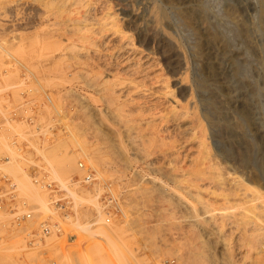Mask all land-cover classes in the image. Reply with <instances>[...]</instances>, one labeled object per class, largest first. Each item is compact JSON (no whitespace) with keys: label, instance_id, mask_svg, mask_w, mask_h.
Segmentation results:
<instances>
[{"label":"rangeland","instance_id":"374dc122","mask_svg":"<svg viewBox=\"0 0 264 264\" xmlns=\"http://www.w3.org/2000/svg\"><path fill=\"white\" fill-rule=\"evenodd\" d=\"M62 1L0 0V108L6 103L15 110L14 127L3 134L32 131L22 153L5 147L11 160L2 167L18 183L19 196L40 211L19 227L11 223L8 209L0 210V264H33L35 259L39 264H264V243L250 229L252 219L264 226V183L254 172L264 169V16L259 0H98V6L109 2L118 17L124 10L139 15L135 22L126 15L122 24L174 92L170 109L168 102L155 101L152 89L121 91L117 102L133 119L124 122L93 86L92 59L77 54L68 41L71 33L64 29L74 15ZM35 33L49 45L44 55L37 54ZM128 85L122 89L132 88ZM30 115L35 125L45 126L41 132L27 124ZM199 140L206 144L200 154ZM62 158L67 165L59 169ZM80 160L96 174L92 186L72 184L84 174ZM203 161H209V173L197 183ZM28 164L72 199L68 217L54 208L52 193L32 181L31 172L23 169ZM105 182L119 196L118 210L112 208L110 220L101 222L113 224L112 240L86 233L79 242L71 235L74 222H91L99 213L106 217L101 201ZM82 197L95 198L98 209L93 199ZM47 215L60 221L63 234L28 249L25 231L36 229Z\"/></svg>","mask_w":264,"mask_h":264},{"label":"bare ground","instance_id":"6f19581e","mask_svg":"<svg viewBox=\"0 0 264 264\" xmlns=\"http://www.w3.org/2000/svg\"><path fill=\"white\" fill-rule=\"evenodd\" d=\"M97 1L98 0H63L62 1V6L67 7L68 11L73 12L74 17L70 18V23H68L67 25H70V27H65V31H69V33H71V36H68V41L71 40L74 48V51L77 54L80 53H86V58H88L89 60L92 59L93 64H90L89 62L88 65L90 64V66H93V86H95V88L97 87L98 90L101 92L102 97H103V101L106 103L107 108H109L112 112H114L115 114L113 115H117L114 117L119 118L120 120H122L124 122V120H133L130 119L129 115L127 114V112H122L121 111V103L117 102L120 101L119 97V93L121 91H127V93L131 92L133 89L134 90H138L141 87L143 93L147 90H151L152 91V95L155 98V101H165L168 102V104L170 105V109L173 106L172 105V101L173 98H171L173 95V89H171V85H168L169 81L167 80V78L165 79L164 77H160L158 75V73L154 70L153 68V60H150V56L149 53H145L140 46H138L136 44V41L134 40V38H132V36L125 30L126 28L123 26L122 21L123 18L129 17L130 19H132L133 22H135L137 20V16H139L136 12L133 11H126V10H122L123 14L118 17L116 13H114V9L113 11L110 10L111 6H109V2H103L102 4L99 3V6L97 5ZM100 1V0H99ZM45 2V1H44ZM49 2V1H48ZM52 2V1H50ZM55 2V1H54ZM59 2V0H58ZM58 2L57 5H58ZM101 2V1H100ZM55 3V4H56ZM258 3V2H257ZM52 4V3H51ZM61 4V2H60ZM53 5V4H52ZM260 6V12L262 13L261 15L264 16V0H259V4ZM257 5V6H258ZM56 6V5H55ZM125 6V5H124ZM126 7V6H125ZM132 7V6H131ZM121 8V7H120ZM119 8V10H120ZM127 8V7H126ZM62 9V8H61ZM123 9V8H122ZM230 9V8H229ZM32 10V9H31ZM132 10V9H131ZM65 12V11H64ZM67 12V11H66ZM119 12V11H118ZM121 12V11H120ZM63 13V11H62ZM69 14V12H67ZM66 13V14H67ZM157 13V12H156ZM228 13V12H227ZM64 14V15H66ZM77 14V15H76ZM71 16V14H69ZM120 15V14H119ZM154 16V15H153ZM158 16V15H157ZM139 18V17H138ZM63 19V18H62ZM67 19V18H66ZM68 20V19H67ZM121 20V22H119ZM63 21V20H62ZM238 21V20H237ZM64 22V21H63ZM63 24V23H62ZM258 24V23H257ZM264 28V27H262ZM68 33V34H69ZM169 33V32H168ZM18 36V35H17ZM16 36V37H17ZM141 36V35H140ZM171 36V35H170ZM139 37V36H138ZM173 37V36H172ZM18 38V37H17ZM34 41L36 46L38 47L37 54L38 55H44L46 52V48L49 46L46 43L41 44V39L39 36V33H35L33 35ZM143 38V37H142ZM152 38V37H151ZM171 38V37H170ZM174 38V37H173ZM19 39V38H18ZM17 39V41H18ZM139 41V40H138ZM263 41V40H262ZM175 42V41H174ZM173 42V43H174ZM49 43V42H48ZM71 45V44H70ZM263 45V43H262ZM182 48V47H181ZM185 51V50H184ZM33 52V51H32ZM31 53V52H30ZM185 54V53H184ZM82 55V54H81ZM197 55V54H196ZM20 56V55H19ZM28 56V55H27ZM80 56V55H79ZM85 57V54L83 55ZM91 56V57H90ZM185 56V55H184ZM195 56V55H194ZM81 57V56H80ZM183 57V56H182ZM198 57V56H196ZM195 57V59H196ZM78 58V55H77ZM85 58V59H86ZM189 58V57H188ZM187 58V59H188ZM14 59H16L15 61L20 63L21 65H23V67L25 69H27L28 71L30 70L29 67L27 65H25L24 63H22L18 57H14ZM81 59V58H80ZM83 59V58H82ZM190 59V58H189ZM194 59V60H195ZM84 60V59H83ZM155 60V59H154ZM185 60V59H184ZM199 60V59H197ZM85 61V60H84ZM83 61V62H84ZM91 61V60H90ZM187 61V60H186ZM85 62V63H86ZM100 62V63H99ZM185 62V61H184ZM183 62V64L185 65V63ZM200 62V61H199ZM98 63V64H97ZM174 63V62H173ZM181 60H180V64H181ZM189 63V62H188ZM198 63V62H197ZM84 65V63H82ZM190 64V63H189ZM193 64V62H192ZM86 65V64H85ZM87 65V66H88ZM179 65V64H178ZM181 66V65H180ZM194 66V65H193ZM95 67L97 69H95ZM188 67V66H187ZM176 68V66H175ZM179 68V67H177ZM189 68V67H188ZM183 69V68H182ZM188 70V69H186ZM71 72V71H70ZM89 72V71H88ZM103 72H105L107 75H109L111 77V80H108L107 77L103 78L101 77V75H103ZM86 73V72H85ZM113 78V79H112ZM168 81V82H167ZM130 84V86H132V88L128 85ZM128 85L130 88H126V89H122L125 88ZM152 86V88L148 87ZM217 85V84H216ZM149 88V89H148ZM139 92H141L139 90ZM138 92V93H139ZM135 93V92H134ZM149 94V93H148ZM148 94H146L148 96ZM126 95V92H125ZM124 95V96H125ZM135 95H137L135 93ZM150 95V94H149ZM139 96V95H138ZM142 97V96H139ZM139 97H136L137 100L139 99ZM144 97V96H143ZM150 97V96H148ZM176 97V96H174ZM133 98V96H132ZM132 98L130 97V99L132 100ZM147 98V97H146ZM145 98V99H146ZM178 98V97H177ZM129 99V98H128ZM143 99V98H142ZM152 99V98H151ZM126 100V99H125ZM141 100V98H140ZM139 100V101H140ZM149 100V99H148ZM172 100V101H171ZM175 100V98H174ZM177 100V99H176ZM146 101V100H145ZM152 101H154L152 99ZM178 101V100H177ZM180 101V100H179ZM133 102V100H132ZM137 102V101H136ZM131 103V102H129ZM145 103V102H144ZM147 103V102H146ZM149 103V101H148ZM164 103V102H163ZM162 103V104H163ZM191 103V101H190ZM189 103V104H190ZM124 104V102H123ZM128 105V104H127ZM156 105V104H155ZM160 106V104H157V106ZM167 105V103L165 104V106ZM175 105V104H174ZM186 105V104H185ZM156 106V107H157ZM158 106V107H159ZM168 106V105H167ZM106 107V106H105ZM124 107H126V105H124ZM154 107V106H152ZM175 107H173L172 112L175 113L177 110L174 109ZM182 108H184V106H182ZM199 108V107H198ZM161 109V108H160ZM159 108L157 110H160ZM95 110V109H94ZM101 110V109H100ZM108 110V109H107ZM151 110V109H150ZM156 110V108H155ZM162 110V109H161ZM160 110V111H161ZM165 110V109H164ZM164 110H162L161 112H164ZM168 110H169V106H168ZM167 110V112H168ZM186 110V109H185ZM182 110V111H185ZM110 111V112H111ZM149 111V110H148ZM158 111V112H160ZM170 111V110H169ZM181 111V110H180ZM133 112V111H132ZM145 112V111H144ZM154 112V111H153ZM136 113V112H135ZM165 113V112H164ZM169 113V112H168ZM181 113V112H180ZM186 113V111H185ZM184 113V115H186ZM189 113V111L187 112V114ZM112 114V113H111ZM156 114V113H155ZM157 114H162V113H157ZM102 115V114H101ZM131 115V114H130ZM158 115V116H159ZM189 115V114H188ZM226 115V114H225ZM154 116V115H153ZM163 117L166 116L162 115ZM174 116V115H173ZM176 116V115H175ZM182 116V114H181ZM191 116V115H190ZM160 117V116H159ZM161 117V121L162 118ZM168 118V116H166ZM97 118V117H96ZM106 118V117H105ZM133 118V117H132ZM142 118V117H141ZM158 118V117H157ZM171 118V117H170ZM173 118V117H172ZM171 118V119H172ZM175 118V117H174ZM194 118V117H193ZM135 119V118H134ZM178 119V117H177ZM183 119V116H182ZM154 121V117L152 119ZM158 120V119H157ZM241 120V119H240ZM152 121V122H153ZM160 121V119H159ZM178 121V120H177ZM176 121V122H177ZM183 121V120H182ZM181 121V122H182ZM120 122V121H119ZM128 122V121H127ZM175 122V121H174ZM190 122V121H189ZM192 122V121H191ZM126 123V121H125ZM155 123V121H154ZM160 125L161 123L158 122ZM171 124V121L169 122ZM152 124V123H151ZM157 124V123H156ZM166 124V123H165ZM168 124V123H167ZM166 124V126H167ZM175 124V123H174ZM190 124V123H189ZM164 124H162L163 126ZM173 125V124H172ZM176 125V124H175ZM186 125V124H185ZM184 125V126H185ZM151 126V125H150ZM154 126V124H153ZM163 126V127H166ZM183 126V127H184ZM188 126V125H187ZM193 126V125H192ZM158 127V126H157ZM162 127V128H163ZM172 127V126H171ZM170 127V128H171ZM178 127V124H177ZM175 127V128H177ZM131 128V127H130ZM153 128V127H152ZM167 128V127H166ZM165 128V129H166ZM169 128V127H168ZM169 128V129H170ZM182 128V126H181ZM117 129V128H116ZM159 129V128H158ZM174 129V128H173ZM178 129V128H177ZM177 129H175V131H177ZM185 129V128H184ZM194 129V127H193ZM196 129V128H195ZM134 130V129H133ZM161 130V129H159ZM167 130V129H166ZM169 131V130H167ZM171 131V129H170ZM181 131V130H180ZM183 131V130H182ZM196 131V130H195ZM162 132V131H161ZM172 132V131H171ZM186 132V131H185ZM188 132V130H187ZM190 132V131H189ZM191 132H193V130L191 129ZM190 132V133H191ZM158 133V131H157ZM169 133V132H168ZM174 133V132H173ZM183 133V132H182ZM189 133V134H190ZM195 132H193L194 134ZM97 134V133H96ZM100 134V133H99ZM103 134V132H102ZM162 134V133H161ZM178 134V133H177ZM192 134V135H193ZM188 135V134H187ZM191 135V136H192ZM190 135H188L187 137H189ZM201 136V135H200ZM203 136V135H202ZM186 137V136H185ZM162 138V137H161ZM165 138V137H164ZM195 138V137H194ZM199 138V137H198ZM133 139V138H132ZM167 139V138H166ZM200 139V138H199ZM105 140V139H104ZM195 140V139H194ZM205 140V138H204ZM161 141V140H160ZM159 141V142H160ZM165 141V140H164ZM158 142V141H157ZM152 143V142H151ZM183 143V142H182ZM193 143V142H192ZM239 143V142H238ZM205 141L199 140L198 144L196 147L197 152L202 153V150L204 149ZM191 146V145H190ZM151 147V146H150ZM169 147V146H168ZM189 148V147H188ZM169 149V148H168ZM194 149V147L192 148V150ZM208 149V148H206ZM205 152H203V155H206V150H204ZM196 152V150H195ZM196 152V153H197ZM197 155V154H196ZM203 155H200L202 157H205ZM228 156V154H227ZM196 157V156H195ZM202 157L200 158V161ZM194 158V157H193ZM206 158V157H205ZM209 158V156H208ZM207 158V159H208ZM222 158V157H221ZM197 159V158H196ZM204 159V158H203ZM225 160V159H223ZM205 161V160H204ZM201 163V166L198 167L197 171H198V176L196 177L197 183L200 182V180H204L207 175L206 173H209V164L207 161ZM212 162V161H211ZM167 163V162H166ZM169 163V162H168ZM192 163V162H191ZM208 164V165H207ZM67 165V159L66 158H62L59 161V169H64L65 166ZM194 165V164H193ZM212 165V164H211ZM210 165V168H211ZM229 165V164H228ZM261 165V164H260ZM233 168V167H232ZM255 169V173L256 175H258V177H260L261 179H263V183H264V169H261V166H259L258 168H254ZM218 171V170H217ZM217 174V172H216ZM172 175V174H171ZM255 175V174H254ZM215 176V175H214ZM212 179V178H211ZM207 180V179H205ZM204 180V181H205ZM209 180V179H208ZM214 180H216L214 178ZM196 181V180H195ZM213 181V180H212ZM203 182V181H202ZM196 183V184H197ZM262 183V181H261ZM163 186V185H162ZM199 186V185H196ZM171 187V186H170ZM188 188V187H187ZM189 190V189H188ZM162 193V192H161ZM78 197V196H77ZM83 198V197H82ZM81 198V199H82ZM83 199H86V197H84ZM87 199H89L90 201H92L93 198L90 199V197H88ZM86 199V200H87ZM95 199V198H94ZM93 199V205L94 208H96V210L98 209V204L96 202V200ZM205 207V206H204ZM264 208V207H263ZM245 212V211H244ZM99 213V210H98ZM248 214V213H247ZM248 216V215H246ZM245 216V217H246ZM244 219V217H242ZM254 218V217H253ZM211 219V217L209 218ZM213 219V218H212ZM95 220V221H94ZM94 220H92L91 222H86V223H82V222H74L75 224V232L71 235L73 236H78V240L79 242L85 241L86 239V233H100L98 236L102 239L105 240V238H108V242H110V240H112V235H113V224H105V226L103 224H101V222H107L105 221V218L102 216L101 213H99L97 215V218H95ZM216 220V218H215ZM203 222V221H202ZM213 222V221H212ZM250 222V221H249ZM91 223V224H90ZM99 225H94V224H98ZM207 223V222H206ZM248 223V222H247ZM214 224V222H213ZM91 225H94L92 228ZM248 225V224H247ZM233 226V225H232ZM250 229L253 230V235L254 238H256L257 240H259L261 243H264V226L256 221L255 219H252L250 222ZM256 236V237H255ZM69 239L74 240V238H72V236L69 237ZM110 244V243H109Z\"/></svg>","mask_w":264,"mask_h":264},{"label":"built area","instance_id":"2783aa9c","mask_svg":"<svg viewBox=\"0 0 264 264\" xmlns=\"http://www.w3.org/2000/svg\"><path fill=\"white\" fill-rule=\"evenodd\" d=\"M26 122L28 125H32V128L36 133L42 131L45 127L42 124H34V118L26 116ZM23 119V118H22ZM13 121H15V110L11 105L3 104L0 108V210L8 209L11 214V223L16 226H22L25 222L34 218L35 214L40 215V211H37L36 207H31L26 198L22 195L19 196L20 189L18 183L13 177L2 167L3 163L11 160V155L5 151V147L12 148L18 153H22L24 149H27L28 140L31 134V127L24 129L20 134L16 132L3 134L5 128L10 129L14 127ZM47 129V127H46ZM11 130V129H10ZM33 136V135H32ZM78 167L84 171L81 178L75 176L72 180V184L80 183L85 186H92L96 180V174L93 168L89 165H85L83 161H78ZM24 170L30 171L32 181L52 193L51 203L55 209H61L64 213V217H68L70 210H72L73 201L65 195V190L60 188L59 184L49 179L47 176H40L36 173L35 166L29 165L23 167ZM104 191L102 193L101 201L102 208L105 210V220L108 222L112 216L110 210H118L119 196L113 192V188L109 182L103 184ZM18 205L23 206L22 209H18ZM70 209V210H69ZM68 212V213H67ZM63 234L62 225L59 220L52 218L50 215L40 219L38 221V227L36 229L25 231V243L28 249H37L40 243L45 241V238ZM33 264H39L35 259Z\"/></svg>","mask_w":264,"mask_h":264}]
</instances>
